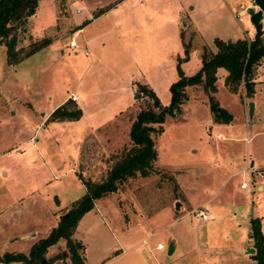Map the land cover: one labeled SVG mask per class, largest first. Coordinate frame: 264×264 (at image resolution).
Here are the masks:
<instances>
[{
    "label": "rangeland",
    "instance_id": "obj_1",
    "mask_svg": "<svg viewBox=\"0 0 264 264\" xmlns=\"http://www.w3.org/2000/svg\"><path fill=\"white\" fill-rule=\"evenodd\" d=\"M208 3H211L209 9L204 11L196 7L195 12L197 22L207 34L205 38L210 46H206L208 49L216 48V36L236 39L243 36L249 38L254 34L255 26L250 11L235 8L233 16L236 19L229 20L227 13L216 5V0ZM86 6L93 14L100 8L99 0H39L34 14L18 23L12 31L16 39L15 47L19 50L17 56H20L15 63L8 62L6 39L0 41V255L6 251L18 250L27 253L30 248L24 244L28 243L29 238H18L22 233L35 232L39 236L37 240L46 236L52 226L57 225L61 215L85 192V185L79 175L93 181L104 179L114 161L131 145L129 129L136 113L146 106H153V97L149 90L142 86L147 85L138 82L137 85L134 84L135 92H130L128 105L119 110L108 111L110 113L101 117L103 120L100 123L99 91H93L91 94L87 116L83 120H75L70 124L71 122H63L64 120L48 119L49 115L41 116L47 109L36 106L37 101L32 97L29 88L36 84L43 90L45 86L48 87L60 79L57 75L64 70V64L57 61L50 66V57H62L63 52L67 51L69 41L75 39L74 34L79 26L77 21L83 15L80 12L83 10L85 13ZM78 7H81V10ZM185 10L188 12V7ZM77 38L79 39V35ZM35 41H42L44 44L24 56L25 50ZM171 49L169 46L168 51ZM203 50L204 47L202 52ZM171 51L166 64L168 71L174 69L178 76V57L173 56L172 66ZM189 59L191 58L188 53V58L182 59L180 66L183 61ZM200 67H185V74L191 75ZM57 70L59 71L55 74ZM227 72L223 66L217 68L214 91L207 90L202 83L188 85L186 99L190 97L191 100L197 101L196 98H208L209 94H213L220 105L232 114V121L223 122L222 130L225 134L230 131L237 134L236 145L242 151L250 138V143L258 147L257 154L264 156V58L254 68L253 79L256 82L252 95L247 94L242 81L236 91L229 89L225 83ZM154 93L161 104L170 102L169 86L166 90ZM73 97V93L68 96L82 107L83 112L82 104ZM47 98L49 99L48 95ZM250 100L257 103L256 113L252 115L248 112ZM183 110L180 105V112L166 117L163 131L153 134L158 152L153 171L147 176L137 174L128 177L119 184L116 191L97 198L98 208L99 204L106 208L102 211L105 214H102L103 222L110 233H113L114 228L120 230L124 225H131L146 231L152 227L158 237H163L165 232L158 233L160 228H184L187 226L186 222L191 220L193 223L201 222L192 211L205 205L195 206L187 211L180 210V204L176 207V202L184 199L178 179L184 176L187 180L186 175L190 173L185 174V170L187 171L186 167L190 166L191 161L185 157H189L192 152L190 148H187L184 155L177 151L186 145L188 138H193L196 133L194 125L205 114L199 102L190 106V109L184 107ZM170 138H173L171 142ZM168 164H171V167ZM208 179V175H205L201 180ZM192 180L195 179L188 181ZM165 207L171 209V219L182 215L185 217L166 225L164 219H156ZM114 208L118 209L119 213H115ZM51 210L56 216H53ZM218 226L221 230V224ZM197 229L202 232L200 241L203 243L204 234L209 228L204 225ZM94 232L83 233L82 237L87 243L86 252L94 257L98 255L99 258V241L109 242L110 239H101ZM143 241L145 242V239ZM220 241L221 243L208 248L173 253H168V244L165 247L161 242L163 249L159 253H146L150 260H153L154 255L161 259V264H256L252 237L249 238L247 247L242 249H239V245L224 242L223 238ZM31 245L32 243L29 246ZM199 246L201 247L200 244ZM250 247L254 250L249 251ZM50 249V252L49 248L46 252L47 257L64 253L67 251L66 240L60 238ZM54 264L73 262L69 255H63L56 259Z\"/></svg>",
    "mask_w": 264,
    "mask_h": 264
},
{
    "label": "crops",
    "instance_id": "obj_2",
    "mask_svg": "<svg viewBox=\"0 0 264 264\" xmlns=\"http://www.w3.org/2000/svg\"><path fill=\"white\" fill-rule=\"evenodd\" d=\"M190 1L193 4L189 3ZM193 1L99 0V9L103 11L96 16L86 6L87 10L85 13L83 10L80 12L83 15L77 21L79 26L82 25L74 34L77 45L68 46L62 57H50V66L57 61L64 64V70L57 75L60 79L48 87L45 86L43 90L36 84L29 88L32 97L37 101L36 106L43 110L47 109L41 116H48L56 106L68 99L70 93H73L77 102L82 104L83 113L78 119L63 122L73 124L75 120H83L87 116L91 94L93 91H99V108L102 110L99 111L100 123L103 120L101 117L110 113L108 111L119 110L128 105L131 99L130 92H135L134 84L143 83L154 92L166 90L171 82L178 78L174 69L168 71L167 56L172 50L173 66V56L182 57L185 53L184 42L189 43L191 58L181 63L184 73L187 67L194 69L200 67L202 47L210 46L206 41L207 34L203 26L195 18V12L196 7L204 11L209 9L211 3L208 2L211 0ZM216 1V5L227 13L229 20L234 18L235 8L243 11L258 8L253 0ZM186 7L189 9L188 12L185 10ZM78 9L81 10V7ZM76 35H79V39ZM169 46L172 47L170 51ZM47 95L49 99H46ZM196 99L197 101H194L195 99L191 100L188 97L181 104L183 110L184 107L190 109V106H195L199 102L205 114L194 125L196 133L193 138H188L186 145L177 151L182 155L187 153V148L192 151L189 157H185L191 161L190 166L186 167L185 174H190L186 175L187 180L184 176L178 179V185L184 194V199L179 200L181 205L179 209L187 211L192 207L205 205L214 213V219L197 223L191 220L189 223L186 222L187 226L184 228H160L158 233L164 231L163 237H158L152 227L146 231L131 225H124L120 230L114 228L113 233H110L103 222L105 214L102 211L106 208H102L100 204L98 208L96 198L93 207L78 220L73 233L74 237L82 242L85 264H161L159 262L161 259L154 255L153 260H150L146 253L152 255L155 251L159 253L163 248L156 247L158 242L164 243L165 247L172 242L174 246L172 253L208 248L221 243L222 238L224 242L239 245V249H242L247 247L251 237L250 219L254 216L260 218L264 237V156L257 154L258 147L250 143V138L244 151L239 149L236 145L237 134L231 131L225 134L222 130L224 121H215L213 118L208 98ZM256 104L255 102L253 114L256 113ZM170 139L171 142L173 138ZM205 175H208L209 179L202 181ZM189 179L195 180L189 182ZM114 212L119 213L115 208ZM171 214V209L165 207L156 219H164L166 225H171L185 217L182 215L171 219ZM53 216L56 214L53 213ZM204 225L208 226L209 231L205 232V241L202 243L200 241L202 232L197 228ZM97 227L99 229H96ZM88 231H95L94 233L101 239L102 237L110 239L109 242L99 241V258L98 255L94 257L86 252L87 243L83 240L82 234ZM23 236L29 238L28 243L24 244L29 248L30 243L33 244L39 237L35 232H29L20 234L18 238ZM155 237L157 238L154 239ZM0 264L23 263L0 261Z\"/></svg>",
    "mask_w": 264,
    "mask_h": 264
},
{
    "label": "trees",
    "instance_id": "obj_3",
    "mask_svg": "<svg viewBox=\"0 0 264 264\" xmlns=\"http://www.w3.org/2000/svg\"><path fill=\"white\" fill-rule=\"evenodd\" d=\"M38 1L0 0V41L6 39L5 44L9 63H15L20 58L19 55L17 56L19 50L15 47L16 39L12 31L18 23L34 14ZM253 2L258 6L256 10L253 8L249 10L255 26L254 35L251 38L239 37L236 39L214 37L216 49L210 50L204 46L201 67L191 75H186L180 66V61L188 58L189 53V43L184 42L185 55L178 57V78L169 85L171 91L170 102L161 104L154 91L142 85L144 89L149 90L153 97V106H146L136 113L129 129L131 145L126 149L127 151L121 153L120 157L114 161L104 179L93 181L79 175L85 185V192L74 201L72 207L66 213L61 215L57 225L53 226L46 236L36 240L27 253L6 251L0 255V261H21L23 264H54L56 259L63 257V255H69L73 264H85L82 255V243L73 235L78 220L93 207L96 198L116 191L119 184L126 178L137 174L147 176L153 171V164L158 154L153 134L163 131V122L168 115L174 116L180 112V105L187 98L186 87L202 83L207 90L214 91L217 68L223 66L228 71L225 83L229 89L236 91L237 86L242 81L247 94H253L255 84L253 79L254 68L264 58V24L261 22L264 0H253ZM102 11L103 9H99L93 15L96 16ZM81 26H78V28ZM43 44L42 41L33 42L25 50L24 56H28L41 48ZM208 99L215 121L228 122L232 118V114L220 105L213 94H209ZM82 113V107L73 99L68 98L50 112L48 119L74 120L78 119ZM250 228V236L254 241L255 252L253 256L256 259V264H264V237L258 216L250 219ZM60 238L66 240L67 251L47 257L48 248Z\"/></svg>",
    "mask_w": 264,
    "mask_h": 264
},
{
    "label": "built area",
    "instance_id": "obj_4",
    "mask_svg": "<svg viewBox=\"0 0 264 264\" xmlns=\"http://www.w3.org/2000/svg\"><path fill=\"white\" fill-rule=\"evenodd\" d=\"M261 22L264 24V11H263L262 16H261ZM69 44H70V46H76L77 45L75 39H72L71 41H69ZM73 98H75V97H73ZM192 212H193V215L197 219H200L201 221H204V222L210 221V220L214 219V217H215L214 213H212L206 207L196 208ZM156 247L157 248H162L163 247V244L161 242H158L156 244Z\"/></svg>",
    "mask_w": 264,
    "mask_h": 264
},
{
    "label": "water",
    "instance_id": "obj_5",
    "mask_svg": "<svg viewBox=\"0 0 264 264\" xmlns=\"http://www.w3.org/2000/svg\"><path fill=\"white\" fill-rule=\"evenodd\" d=\"M253 110H254V101L253 100H250L248 102V112H249L250 115L253 114ZM179 204H180V202L177 201L176 202V207H179ZM173 249H174L173 243L170 242L168 244V253H172ZM253 250H254V248L253 247H250V250L249 251H253Z\"/></svg>",
    "mask_w": 264,
    "mask_h": 264
}]
</instances>
